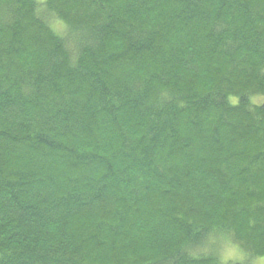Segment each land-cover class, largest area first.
<instances>
[{
	"label": "trees",
	"instance_id": "16d2710c",
	"mask_svg": "<svg viewBox=\"0 0 264 264\" xmlns=\"http://www.w3.org/2000/svg\"><path fill=\"white\" fill-rule=\"evenodd\" d=\"M257 95L264 0H0V264L264 256Z\"/></svg>",
	"mask_w": 264,
	"mask_h": 264
},
{
	"label": "rangeland",
	"instance_id": "374dc122",
	"mask_svg": "<svg viewBox=\"0 0 264 264\" xmlns=\"http://www.w3.org/2000/svg\"><path fill=\"white\" fill-rule=\"evenodd\" d=\"M36 1L39 2V3H43L46 0H36ZM51 26L58 33H64V31H65V28H64V26L61 23L51 22ZM252 99H253V102L254 103H262L264 101V97L263 96H260V95L254 96ZM230 247H234V248L238 249V246L236 244L231 243L230 241L224 242L221 245V247H220V258L222 259V261L224 263H225V261H224L225 253L227 252V250ZM239 251L242 252L245 255V253L242 250H239ZM257 260H258V258L257 259H254L251 264H256V261ZM228 262H230V261H228Z\"/></svg>",
	"mask_w": 264,
	"mask_h": 264
},
{
	"label": "clouds",
	"instance_id": "9594fccd",
	"mask_svg": "<svg viewBox=\"0 0 264 264\" xmlns=\"http://www.w3.org/2000/svg\"><path fill=\"white\" fill-rule=\"evenodd\" d=\"M245 255L234 247H230L224 256L225 264H228V261H240L241 264L245 260ZM256 264H264V256H260L256 261Z\"/></svg>",
	"mask_w": 264,
	"mask_h": 264
},
{
	"label": "bare ground",
	"instance_id": "6f19581e",
	"mask_svg": "<svg viewBox=\"0 0 264 264\" xmlns=\"http://www.w3.org/2000/svg\"><path fill=\"white\" fill-rule=\"evenodd\" d=\"M148 43V42H147Z\"/></svg>",
	"mask_w": 264,
	"mask_h": 264
}]
</instances>
